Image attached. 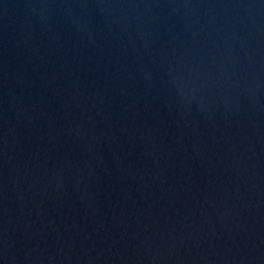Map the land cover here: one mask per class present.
Returning a JSON list of instances; mask_svg holds the SVG:
<instances>
[{
	"label": "water",
	"instance_id": "1",
	"mask_svg": "<svg viewBox=\"0 0 264 264\" xmlns=\"http://www.w3.org/2000/svg\"><path fill=\"white\" fill-rule=\"evenodd\" d=\"M0 264H264V0H0Z\"/></svg>",
	"mask_w": 264,
	"mask_h": 264
}]
</instances>
